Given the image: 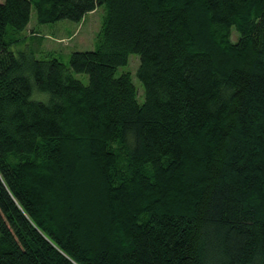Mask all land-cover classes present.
I'll return each mask as SVG.
<instances>
[{
    "label": "trees",
    "instance_id": "obj_1",
    "mask_svg": "<svg viewBox=\"0 0 264 264\" xmlns=\"http://www.w3.org/2000/svg\"><path fill=\"white\" fill-rule=\"evenodd\" d=\"M100 5L68 66L11 48ZM0 264H264V0H0Z\"/></svg>",
    "mask_w": 264,
    "mask_h": 264
},
{
    "label": "rangeland",
    "instance_id": "obj_2",
    "mask_svg": "<svg viewBox=\"0 0 264 264\" xmlns=\"http://www.w3.org/2000/svg\"><path fill=\"white\" fill-rule=\"evenodd\" d=\"M105 15L106 7L100 5L93 11L86 13L80 22L62 19L53 23L40 24L36 19L34 10H32L26 28L20 33L23 41L11 48L18 50L29 47L36 51V56L39 58H44L49 56V53H53L55 57L68 66L69 57L73 51L92 50L97 46V36L101 30ZM231 29V40L235 41L237 33L234 27ZM138 65L139 56L135 53H130L127 63L119 66L115 75L118 76L123 72L129 73L136 88L137 99L142 102L144 99L143 85L137 77ZM72 74L82 83L86 84L88 82V77L85 73L72 72ZM33 97L46 99L47 94L35 92Z\"/></svg>",
    "mask_w": 264,
    "mask_h": 264
}]
</instances>
